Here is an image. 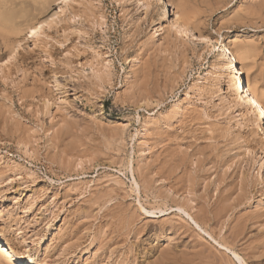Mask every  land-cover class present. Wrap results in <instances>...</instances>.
Here are the masks:
<instances>
[{
    "label": "rangeland",
    "instance_id": "obj_1",
    "mask_svg": "<svg viewBox=\"0 0 264 264\" xmlns=\"http://www.w3.org/2000/svg\"><path fill=\"white\" fill-rule=\"evenodd\" d=\"M62 1L0 0V21L18 28L0 36V239L24 254L23 264H242L234 253L264 264V144L256 138L249 150V116L231 103L226 76L215 83L219 46L187 41L171 21L157 35V11L146 14L137 0H67L56 22L29 38ZM185 3L198 33L228 38L232 52L249 47L248 74L264 105V0ZM167 149L175 159L194 149L197 159L210 156L197 188L204 207L222 206L219 179L248 180L233 212L242 217L210 215L197 227L175 209L160 213ZM236 196L226 205L237 206ZM190 204L196 220L198 204Z\"/></svg>",
    "mask_w": 264,
    "mask_h": 264
},
{
    "label": "bare ground",
    "instance_id": "obj_2",
    "mask_svg": "<svg viewBox=\"0 0 264 264\" xmlns=\"http://www.w3.org/2000/svg\"><path fill=\"white\" fill-rule=\"evenodd\" d=\"M176 2V1H175ZM173 0H169L168 2H166V0H147L146 3H141V0H137L136 1V4H141V7L144 8L146 11L145 13L148 14L150 9H153L155 11H157V20L154 19L152 21L153 23V27L155 28L156 30V34H160V24H162L163 22H170L171 21V26L170 28L171 29H174L179 35L183 36V38H186V40L188 41H192L194 44L196 43H199V44H204L207 48L213 50L216 48V45L219 46V53L218 55L216 56V59L214 61V63L212 64V68H213V72H212V76H215L214 80H215V83L216 85H220V81L221 79L224 78V76H226V78L228 79V82H229V90H230V93H231V96H232V101L231 103L234 104V106L238 107L239 110L243 111L244 113H246L248 116H249V122L251 123V126H252V129L250 130L249 132V136L250 138H252V140L250 141L249 140V143H248V147H249V150L252 149L254 150V145L256 144V138H259V140H262V143L264 144V105L258 100V98L255 96V93L258 94V90H256V85H257V81H256V77H250L248 74L249 70L252 69V67H250L249 65H247V61L250 60V52L251 50L248 49L247 47H243L241 44H235V49L234 52H232V50H230L229 46L225 43L227 42L229 39H221V40H218V39H215L211 36H208V35H203L202 33H198L193 26H191V22H193L191 20V16L187 14L186 12V3H185V0H179V3L176 5ZM178 2V1H177ZM67 3V0H64L62 1L60 4L57 5V9L59 11L55 12V13H50L46 16V18L43 20V21H40L38 22L37 24H34L32 25V27L29 28V38L31 37H34L36 36L37 32L41 31L43 29V27L46 25V24H51L53 22H56V20L59 18V13L63 10V5L62 4H66ZM171 7H174V9L176 10L175 13L172 14L171 10L169 8ZM9 13V12H7ZM2 22L0 23V26L2 28V30H0V36H2V38L4 39H7V37L9 35H17L18 34V28L16 29V27H14L13 25L15 24L14 21H3V20H6L5 18L4 19H1ZM8 20V19H7ZM194 20V19H193ZM14 23V24H12ZM39 24V25H38ZM195 25V24H194ZM238 35V33L236 34V36ZM9 40V39H7ZM21 44L20 43H17L15 45H11V51L15 52L16 49H19L21 50ZM146 71V70H144ZM149 72V71H148ZM251 72V71H250ZM147 73V72H145ZM247 74V75H246ZM147 75V74H146ZM244 75H246V78H244ZM252 79V80H251ZM175 118V117H174ZM170 124V123H169ZM257 129L258 131H256L255 129ZM185 129V128H184ZM194 130V129H193ZM259 132H261L262 134H260ZM187 133V132H186ZM170 134V133H168ZM194 134V133H193ZM196 134H194L195 136ZM169 137V136H168ZM182 137V136H181ZM185 137V136H184ZM165 138V137H164ZM167 139V138H166ZM180 139V137H179ZM188 139V138H187ZM189 140V139H188ZM192 140V139H191ZM184 141V140H183ZM186 141V140H185ZM169 142V141H168ZM193 142V141H191ZM195 142V141H194ZM197 142V140H196ZM199 142V141H198ZM241 143V141H240ZM180 145V144H179ZM191 145V144H190ZM192 146V145H191ZM259 146V145H258ZM167 147V146H165ZM178 147V146H177ZM184 147V146H182ZM189 147V145H188ZM192 148V147H191ZM200 148V147H199ZM240 148V147H239ZM257 148V147H256ZM175 149V148H174ZM181 149V148H180ZM184 149V148H183ZM198 149V148H197ZM197 149L191 153V154H187L186 157L182 158V159H179V158H173V157H176V156L173 154V151H172V155H170L171 151H169L168 149L164 150V152L166 153L167 156H165V159H163V164H164V168L166 169V171L162 174L161 178H160V181H164L163 183V191L162 193H160V198L163 199L164 201V207H165V210H163L162 208V211H159L160 213H165L166 211L168 210H173L175 209L176 212H178L180 215L183 213L185 214L187 217L191 218L192 221L194 223H196L197 227H199V224H198V221H201L203 217L205 220V218H209L210 215H213V216H216V218H218L219 220L221 219H224L225 218H228L230 217V213L234 212V210L241 205V202L242 200H245V199H241L242 198V194H240L238 196L237 193L239 192H246L247 189H249L248 187L250 185H247V181H244V180H241L240 179V182L239 184L238 183V179L236 177H234V174H232L230 177H229V182L226 180V179H223V180H218V181H223V185H225L224 187V190L222 189L221 192L219 193L218 197H217V201L218 203L222 204V206L218 207V209H210L208 207H204V205H201L202 202L206 199V197H202V196H199L197 195L199 192L197 190L198 188V180L202 179L200 176L201 172H203V169L205 168L206 166V162L208 163V160L210 159V156H209V159L207 160L206 158L205 159H197V157H199V151H197ZM248 149V148H247ZM202 150V149H201ZM214 150V149H213ZM233 150V149H232ZM189 150H187V153H188ZM236 151V150H235ZM239 151V150H238ZM237 151V152H238ZM242 151V150H240ZM239 151V152H240ZM251 151V150H250ZM186 152V151H185ZM234 152V151H233ZM244 152V150H243ZM256 152V151H255ZM164 153V154H165ZM179 153V152H178ZM249 153V152H248ZM247 153V154H248ZM252 153V152H251ZM182 154V153H181ZM202 154V152H201ZM205 154V153H204ZM226 154V153H225ZM244 154V153H243ZM245 157V155H243ZM163 155V154H162ZM216 155V154H215ZM234 155V154H233ZM231 156V154H229V156H231V158H235L234 156L237 155V153H235L234 156ZM250 155V154H248ZM182 156V155H181ZM202 156V155H201ZM241 156V154H240ZM241 156L240 157H237V158H240V161L241 159H243ZM205 157V156H204ZM215 157H218V156H215ZM202 158V157H200ZM219 158H220V155H219ZM218 158V159H219ZM230 158V159H231ZM236 158V160H237ZM187 159H189V162L193 159H195L194 161L196 162L197 160V165L198 168H196V170H193L194 174L192 178H188V183L185 187L182 182V180H184V177L187 173L190 172L191 168L190 166L188 165L187 163ZM215 158L213 157V160ZM224 159V158H222ZM212 160V159H211ZM245 160V159H244ZM254 160V159H253ZM217 161V160H216ZM235 161V160H234ZM243 161V160H242ZM261 161V160H260ZM236 162V161H235ZM264 162V161H263ZM223 162H221L222 164ZM232 163V162H231ZM237 163V162H236ZM262 163V162H261ZM260 163V164H261ZM162 164V165H163ZM192 164V163H191ZM214 164H216L214 162ZM225 164V163H223ZM238 164H239V159H238ZM242 164V163H240ZM212 165V164H211ZM231 165V164H230ZM229 165V167H230ZM233 165V163H232ZM259 165V164H258ZM263 165V164H261ZM194 166H195V163H194ZM193 166V167H194ZM209 166V165H208ZM216 166V165H215ZM239 166V165H238ZM238 166L236 165V168H238ZM192 167V168H193ZM210 167V166H209ZM214 167V165H213ZM221 167V166H220ZM227 167V166H226ZM228 167V168H229ZM232 167V166H231ZM259 167V166H258ZM212 168V166H211ZM223 168V167H222ZM261 168V167H260ZM190 169V170H189ZM195 169V168H194ZM215 169V168H214ZM162 170V168H161ZM208 170V169H207ZM212 170V169H211ZM235 170V169H234ZM260 170V169H259ZM206 171V170H205ZM218 171V170H217ZM192 172V170H191ZM209 172H212V171H209ZM154 172H152V175H153ZM158 174V173H157ZM199 174V175H198ZM227 174V173H225ZM160 175V174H159ZM191 175V176H192ZM215 175V174H214ZM146 176V175H145ZM149 176V175H148ZM158 176V175H157ZM188 175H186L187 177ZM208 176V175H207ZM213 176V175H212ZM226 176V175H225ZM189 177V176H188ZM218 177V176H217ZM209 178V177H208ZM227 178V177H226ZM147 179V178H146ZM158 179V178H157ZM163 179V180H162ZM244 179V178H242ZM150 179L148 178V180H145V181H149ZM152 180V178H151ZM187 180V178H186ZM185 180V182H186ZM203 180L207 181L206 178H204ZM211 180V179H210ZM157 181V180H156ZM155 181V182H156ZM218 181L215 182L217 185H218ZM151 182V181H149ZM159 182V180H158ZM157 182V183H158ZM202 182V181H201ZM213 182V181H212ZM246 182V183H245ZM146 183V182H145ZM144 183V184H145ZM152 183V182H151ZM161 183V182H159ZM221 183V182H220ZM249 183V182H248ZM183 184V186L181 185ZM202 184V183H201ZM220 185V184H219ZM222 185V186H223ZM248 186L246 188V186ZM148 186V184H147ZM240 186V187H239ZM218 186H216L217 188ZM239 187V188H238ZM148 188V187H147ZM219 188V187H218ZM256 188V186H255ZM199 189V188H198ZM206 189H210V188H206ZM185 191L189 192L188 194L192 195L191 198L192 199H189L187 200L188 198H185ZM203 190V189H202ZM240 190V191H239ZM255 190V189H254ZM224 191V192H223ZM239 191V192H238ZM259 191V190H258ZM263 192V191H262ZM205 192H203L204 194ZM247 193V192H246ZM251 193V192H250ZM264 193V192H263ZM186 194V195H188ZM201 194V192H200ZM237 194V196H236ZM248 194V193H247ZM159 195V194H158ZM211 195H214V194H211ZM242 195V196H241ZM207 198H209L210 200L212 199V197L210 196V193L209 191H206V195ZM236 197H239L238 199V202L237 203L238 205L236 206H229V205H226L227 203H229L230 201H232L234 198ZM184 197V198H182ZM189 197V196H188ZM214 197V196H213ZM241 197V198H240ZM244 197H246V194L244 195ZM243 197V198H244ZM248 197V196H247ZM262 197V196H261ZM237 199V198H236ZM234 199V200H236ZM252 199V198H251ZM207 200V199H206ZM253 200V199H252ZM241 201V202H240ZM264 201V200H263ZM171 202V204L173 205H168L169 203ZM209 202V201H208ZM235 202V201H234ZM237 202V201H236ZM190 203H197L198 206L196 208L197 210V214H195L196 216L198 215V217H196V220H195V217L193 218V215L190 214V212L193 210L195 211V208L193 207V205H191ZM201 203V204H200ZM206 203V202H205ZM232 203V202H230ZM244 203V202H243ZM242 203V205H244ZM234 205V203H233ZM213 207V205H212ZM215 208V207H214ZM260 209V208H259ZM261 211L264 210V207L263 209H260ZM259 210V211H260ZM236 211V210H235ZM144 212H146L144 210ZM241 213V212H240ZM238 213L239 215H242L243 214H240ZM146 214H150V216L152 215H155V213H151V212H146ZM235 215V213H233ZM237 217H240L238 216ZM256 214V213H255ZM235 215V217H236ZM251 215V214H250ZM254 216V215H253ZM262 216V214H261ZM261 216H257L259 218H261ZM244 217V216H243ZM247 217V215H246ZM245 217V218H246ZM251 217V216H250ZM234 218V216H233ZM244 218V219H245ZM229 219V218H228ZM231 219H232V216H231ZM236 219V218H235ZM241 219V218H240ZM243 219V218H242ZM244 219H243V222H244ZM248 219V218H246ZM210 220V219H209ZM215 220V219H214ZM230 220V219H229ZM228 220V221H229ZM237 220V219H236ZM235 220V221H236ZM239 220V218H238ZM249 220V219H248ZM255 220V219H254ZM256 220H258L256 218ZM262 220V219H261ZM232 221V220H231ZM230 221V222H231ZM234 221V220H233ZM204 222V221H202ZM206 222V221H205ZM223 222V220L221 221ZM227 222V221H226ZM226 222H224V224H227ZM239 222V221H238ZM242 222V221H241ZM255 222V221H254ZM258 222V221H257ZM233 223V222H232ZM247 222H245L246 224ZM259 223V222H258ZM207 224V223H206ZM220 225V223H219ZM229 225V224H227ZM238 225V224H237ZM244 225V223H243ZM217 226V224H216ZM232 226V225H231ZM248 226V225H247ZM251 226V225H250ZM262 226V225H261ZM227 227V226H226ZM242 226L239 227V229L242 231L241 229ZM244 227V226H243ZM242 227V228H243ZM237 228V227H236ZM250 228V227H249ZM213 229V228H212ZM235 229V228H234ZM227 230V229H226ZM231 230L233 231V229H230V231L228 232H231ZM238 230V229H237ZM222 231V230H221ZM238 232V231H237ZM244 232V230L242 231ZM138 233V232H137ZM235 233V232H234ZM227 234V233H226ZM231 234V233H230ZM239 234V233H238ZM241 235V234H240ZM219 237V235H216ZM231 237L233 236V240L237 239L236 237L238 236L237 234H232L230 235ZM236 236V237H235ZM227 237V236H226ZM240 237V236H239ZM238 237V238H239ZM263 237V236H262ZM230 239V237H228ZM245 238V237H244ZM259 238V237H258ZM257 238V240H258ZM232 239V238H231ZM260 239V238H259ZM264 238H262L261 240H263ZM232 240V241H233ZM238 240V239H237ZM222 241V240H221ZM227 241H229L227 239ZM235 242V241H233ZM257 242V241H255ZM232 243V242H231ZM262 243V242H260ZM259 243V244H260ZM264 243V242H263ZM258 244V243H256ZM255 244V245H256ZM258 244V245H259ZM225 245V243H224ZM226 245H228L226 243ZM250 246V245H249ZM231 247V246H230ZM257 247V245H256ZM227 248V247H226ZM233 248V247H231ZM252 249H254L253 247H251ZM256 249V248H255ZM233 250V249H232ZM263 250V249H262ZM261 250V251H262ZM202 251V250H201ZM204 251V250H203ZM202 251V252H203ZM252 251V250H251ZM264 251V250H263ZM198 252V251H196ZM219 252V251H218ZM217 252V253H218ZM242 252V251H241ZM204 253V252H203ZM233 253V252H232ZM252 253V252H250ZM262 253V252H260ZM169 255L171 253H168ZM196 254V253H195ZM200 254V253H199ZM209 254V253H208ZM214 254V252H213ZM173 255V254H172ZM194 255V254H193ZM207 255V254H206ZM211 255V254H210ZM233 255V254H232ZM188 256V255H187ZM212 256V255H211ZM234 256L236 257V259H238V262L240 261L242 264H244V261L242 258L239 257V255H237L236 253H234ZM254 257L256 256V254L253 255ZM252 256V257H253ZM23 257H24V254H21V253H18L16 252V250L14 249V247L6 242V241H3L0 239V264H23ZM206 258V256H204ZM210 257V256H208ZM215 259H216V255L214 256ZM218 257V256H217ZM234 257V258H235ZM250 257V256H249ZM191 258V257H190ZM192 258H196L197 257H192ZM201 258V257H200ZM219 258V257H218ZM251 258V257H250ZM173 259V258H172ZM171 259V260H172ZM202 259V258H201ZM186 260V259H184ZM183 262V260H181ZM199 261V260H198ZM212 261V260H211ZM217 261V260H216ZM197 262V261H196ZM210 262V261H209ZM170 263V262H169ZM187 264V262H185ZM190 263V262H189ZM208 263V262H207ZM211 263H214L211 262ZM171 264V263H170ZM195 264V263H193ZM206 264V263H205ZM215 264V263H214ZM217 264V263H216ZM253 264V263H252Z\"/></svg>",
    "mask_w": 264,
    "mask_h": 264
}]
</instances>
